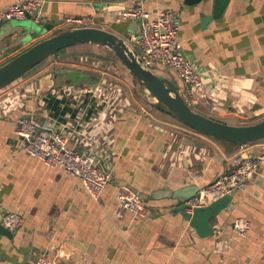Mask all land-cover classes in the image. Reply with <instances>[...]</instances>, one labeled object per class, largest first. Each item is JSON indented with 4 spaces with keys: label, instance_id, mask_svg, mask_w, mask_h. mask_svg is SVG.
I'll return each mask as SVG.
<instances>
[{
    "label": "crops",
    "instance_id": "1",
    "mask_svg": "<svg viewBox=\"0 0 264 264\" xmlns=\"http://www.w3.org/2000/svg\"><path fill=\"white\" fill-rule=\"evenodd\" d=\"M17 1L0 0V7ZM137 1L152 17L177 11L178 36L202 71V88L191 92L174 73L157 72L174 76L195 110L231 124L264 118V0H230L207 25L203 17L212 13L213 0H39L41 23L53 26L19 41L7 34L26 17L4 20L0 65L60 30L86 25L75 18L92 17L93 25L126 37L133 20H123L119 11ZM12 82L0 93V227L9 211L22 222L10 228L11 235L0 229V264H36L42 252L53 264H264V160L211 219L214 233L200 236L171 211L177 203L172 192L203 188L236 166L241 144L177 120L111 48L95 42L67 46ZM24 114L60 120L71 147L95 150L113 173L100 199L77 176L21 148L16 128ZM248 145L258 153L264 139ZM122 187L143 196L148 215L136 216L117 203ZM238 217L251 221L246 236L233 229Z\"/></svg>",
    "mask_w": 264,
    "mask_h": 264
},
{
    "label": "built area",
    "instance_id": "2",
    "mask_svg": "<svg viewBox=\"0 0 264 264\" xmlns=\"http://www.w3.org/2000/svg\"><path fill=\"white\" fill-rule=\"evenodd\" d=\"M38 5L39 0H19L0 7V25L6 19L22 18L28 13L39 12ZM119 14L123 20H142L138 31L129 32L126 39L135 46L147 67L154 71L161 68L174 73L183 80L191 92L202 88V71L193 58L184 52L178 36L179 22L176 10L163 9L152 17L142 1H137L122 7ZM74 21L86 25L95 23L92 17L75 18ZM8 86L9 84L0 88V93ZM186 100L191 102L189 98ZM66 126L60 120L54 121L53 117L40 121L32 115L24 114L17 120L16 133L24 151L44 161L49 167L60 168L70 175L77 176L85 191L98 200L112 180L113 173L102 164L95 150L86 149L80 152L71 147L64 133ZM251 143L241 144V159L236 166L200 188L199 197L194 196L187 200L191 206L189 210L197 205H205L220 196L232 195L236 189L245 186L246 181L264 160V150L253 152L248 145ZM116 198L121 207L130 210L136 216L144 217L149 214L150 208L138 191L122 187L118 190ZM21 222L22 217L16 212L9 211L3 216V223L9 228H14ZM233 229L238 234L246 236L251 230V221L245 217H238L233 222ZM36 264H53V261L47 253L42 252Z\"/></svg>",
    "mask_w": 264,
    "mask_h": 264
},
{
    "label": "water",
    "instance_id": "3",
    "mask_svg": "<svg viewBox=\"0 0 264 264\" xmlns=\"http://www.w3.org/2000/svg\"><path fill=\"white\" fill-rule=\"evenodd\" d=\"M186 1L198 3L202 0ZM229 1L213 0L212 13L203 17L204 25H207L212 18L219 17ZM38 13H28L24 21L12 26L7 36H13L14 40L24 41L28 37L36 36L51 28L54 22L41 23ZM141 22V19L138 20L139 26ZM82 42H95L111 48L143 86L150 98L165 107L180 122L207 135L234 144H246L264 139V118L248 124H231L195 110L181 92L174 76L160 74L147 67L138 50L124 35L96 25H79L60 30L35 42L7 60L0 65V88L16 80L60 49ZM172 195L177 199V203L171 208V211L180 213L190 226L203 237L214 233L211 219L218 216L233 200L232 195L226 194L205 205H197L189 210L191 206L187 200L194 196H200L199 186H184L174 190ZM0 229L5 234H12L11 229L5 225H2Z\"/></svg>",
    "mask_w": 264,
    "mask_h": 264
},
{
    "label": "rangeland",
    "instance_id": "4",
    "mask_svg": "<svg viewBox=\"0 0 264 264\" xmlns=\"http://www.w3.org/2000/svg\"><path fill=\"white\" fill-rule=\"evenodd\" d=\"M7 20V19H6ZM5 24L6 23H8V22H4ZM10 23V22H9ZM138 28H139V26H138V22L136 21V20H133V21H131V23H130V25H129V29H128V31L129 32H136V31H138ZM4 30V29H3ZM1 33V32H0ZM128 34L126 33V36H127ZM128 37V36H127ZM17 80H19V78L18 79H16L15 80V82H17ZM14 82H12L10 85H12Z\"/></svg>",
    "mask_w": 264,
    "mask_h": 264
}]
</instances>
